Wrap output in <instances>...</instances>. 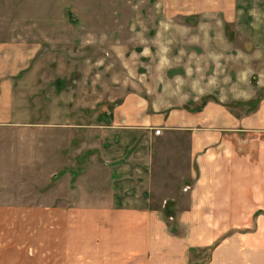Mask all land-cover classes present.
Masks as SVG:
<instances>
[{
  "label": "crops",
  "instance_id": "0c3cea01",
  "mask_svg": "<svg viewBox=\"0 0 264 264\" xmlns=\"http://www.w3.org/2000/svg\"><path fill=\"white\" fill-rule=\"evenodd\" d=\"M154 1L133 43L181 67L104 125L50 120L39 29L0 25V264H264V0Z\"/></svg>",
  "mask_w": 264,
  "mask_h": 264
},
{
  "label": "rangeland",
  "instance_id": "374dc122",
  "mask_svg": "<svg viewBox=\"0 0 264 264\" xmlns=\"http://www.w3.org/2000/svg\"><path fill=\"white\" fill-rule=\"evenodd\" d=\"M242 2L249 11L254 8L249 0ZM1 3L5 6L0 25L39 29L35 33L39 49L34 60L41 77L39 103L45 109L50 107L52 121L65 118L88 126L108 124L114 106L130 91L133 82H149L143 74L166 73L181 67L175 63L161 66L158 71L155 50L136 48L133 43L134 29L141 36L145 28L152 27L150 10L158 9L154 0H4ZM197 16H192L194 20L176 17L169 22L212 23L206 16ZM144 51L146 57L142 56ZM177 211L167 206L161 208L163 214L173 217ZM165 218L166 225L176 232L175 222Z\"/></svg>",
  "mask_w": 264,
  "mask_h": 264
}]
</instances>
